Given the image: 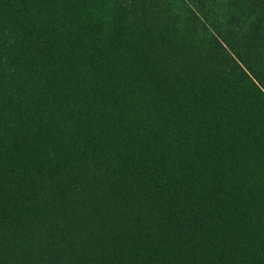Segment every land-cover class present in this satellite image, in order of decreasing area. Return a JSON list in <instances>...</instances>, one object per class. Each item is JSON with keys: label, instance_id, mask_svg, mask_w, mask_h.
<instances>
[{"label": "trees", "instance_id": "16d2710c", "mask_svg": "<svg viewBox=\"0 0 264 264\" xmlns=\"http://www.w3.org/2000/svg\"><path fill=\"white\" fill-rule=\"evenodd\" d=\"M0 264H264V0H0Z\"/></svg>", "mask_w": 264, "mask_h": 264}]
</instances>
